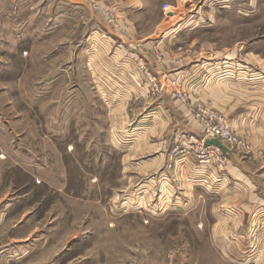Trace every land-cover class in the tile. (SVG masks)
I'll return each mask as SVG.
<instances>
[{
  "label": "rangeland",
  "instance_id": "374dc122",
  "mask_svg": "<svg viewBox=\"0 0 264 264\" xmlns=\"http://www.w3.org/2000/svg\"><path fill=\"white\" fill-rule=\"evenodd\" d=\"M54 2L0 0V199H15L19 210L4 232L17 237L9 233L27 219L24 236L53 229L48 237L57 239L26 264H46L68 247L60 264H74L68 255L86 264H244L264 256L263 222L239 218L235 198L176 181L160 154L170 110L200 126L193 105H204L232 126L207 100L213 90L226 95L217 77L223 72L207 70L211 84L195 93L181 70L201 53L209 60L236 49L264 58V0H159L158 18L164 3L175 15L167 14L161 30L183 34L167 39V57L150 55L149 65L137 59L127 70L109 58L112 67L99 69V3L90 16ZM149 32L141 23L139 33ZM241 136L251 149L235 151L253 153Z\"/></svg>",
  "mask_w": 264,
  "mask_h": 264
},
{
  "label": "crops",
  "instance_id": "0c3cea01",
  "mask_svg": "<svg viewBox=\"0 0 264 264\" xmlns=\"http://www.w3.org/2000/svg\"><path fill=\"white\" fill-rule=\"evenodd\" d=\"M54 3L64 12L85 10L90 16L93 15L91 3L87 0H55ZM109 8L117 15L115 25L107 23L104 19V12ZM158 10H162L159 0H99V17L96 19L99 23V69L104 65L112 67L106 64L107 58L115 62L116 66L121 63L119 68L127 70L128 68L125 67L137 65V59L149 65L153 62L150 55L161 53L167 57L169 54L167 39L169 37L177 39L183 33L177 28H173L170 32L162 31L163 21L168 15H175L166 12L164 20H161L156 16ZM145 21L149 24L150 32L140 34V24ZM229 51H224L223 55L219 54L220 56L212 53L208 57L209 60L205 58L206 53H201L191 69H182V65L174 71L182 69L183 79L194 81L193 84L196 86L192 92L195 93L203 91L206 84L205 87L211 84L210 79L205 76L207 70L212 72L219 69L218 71L223 72L217 77L224 78L222 89H226L224 91L226 95L219 93L220 90H213L207 100L227 112L235 131L246 136L253 144V153L239 152L227 147L231 153L227 154L225 165L215 159L200 160L195 151L186 147L204 137L202 129L191 114H175L170 110L172 120L166 124L167 128L164 130L166 135L160 143V154L173 179L176 177V181L191 182L193 192L199 189L198 191H208L211 197L237 199L239 205L235 206V212L238 217L245 222L255 220L256 224L261 221L263 222L261 228H264V158L261 155L264 150V58L250 51L243 52L245 56L240 50V52L236 49ZM215 53L219 52L215 51ZM203 55L205 60H202ZM165 63L164 61L159 66L162 68ZM171 95L175 96L173 92ZM203 98L206 99L204 96ZM126 99H129V95ZM2 185L3 175H0V194ZM6 197L8 196L0 199V263L26 264L33 258L45 255L46 251L54 247L57 239L48 237L49 234H53V229L47 232V236L37 237L38 234L34 231L24 236L20 230L25 226L27 219L19 221L9 233L15 232L17 237L5 235L6 220L19 211L15 210V199ZM231 210L230 207L229 211ZM214 211L219 212V208ZM222 211L225 213L223 208ZM262 240L264 243V231ZM79 241L81 239L75 241V244ZM68 248L47 259L46 264H60ZM79 256L81 255L78 254L77 257ZM70 257L68 255L67 261L74 264H86L88 260L81 263V261H72L75 257ZM244 264H264V256L259 254L256 259Z\"/></svg>",
  "mask_w": 264,
  "mask_h": 264
},
{
  "label": "built area",
  "instance_id": "2783aa9c",
  "mask_svg": "<svg viewBox=\"0 0 264 264\" xmlns=\"http://www.w3.org/2000/svg\"><path fill=\"white\" fill-rule=\"evenodd\" d=\"M87 1H89L91 5L94 6L99 3V0ZM170 7V4L164 3V12H170ZM104 19L107 21V23L115 25L117 22V15L113 9L109 8L104 12ZM141 69L144 70L147 81L152 85L157 86V78L148 69V67L145 64H142ZM178 95L182 96L183 99H185V95L183 93L178 92ZM193 111L200 123V126L202 127L200 128L203 131L204 137L201 140L190 143V145L187 146L186 149H192L193 151H195L200 160L209 161L215 159L222 165H225L227 162V154H229V152L223 150L217 145L207 143L208 140H219L222 144L230 149L241 147H243L244 149H251L250 143L240 134L234 131L229 119L222 113L214 112L204 105L199 104L193 105Z\"/></svg>",
  "mask_w": 264,
  "mask_h": 264
},
{
  "label": "water",
  "instance_id": "95a60500",
  "mask_svg": "<svg viewBox=\"0 0 264 264\" xmlns=\"http://www.w3.org/2000/svg\"><path fill=\"white\" fill-rule=\"evenodd\" d=\"M170 14H172V13H170ZM207 143L212 144V145L213 144L217 145L218 147L222 148L223 150L231 153V151L224 144H222L219 140H216V139L208 140Z\"/></svg>",
  "mask_w": 264,
  "mask_h": 264
}]
</instances>
